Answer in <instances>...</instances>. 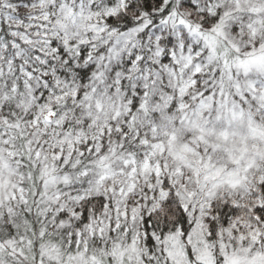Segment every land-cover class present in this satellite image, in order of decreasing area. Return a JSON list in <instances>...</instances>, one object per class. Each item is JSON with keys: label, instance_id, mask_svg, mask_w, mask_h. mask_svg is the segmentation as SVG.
I'll list each match as a JSON object with an SVG mask.
<instances>
[{"label": "snow or ice", "instance_id": "1", "mask_svg": "<svg viewBox=\"0 0 264 264\" xmlns=\"http://www.w3.org/2000/svg\"><path fill=\"white\" fill-rule=\"evenodd\" d=\"M0 264H264V0H0Z\"/></svg>", "mask_w": 264, "mask_h": 264}]
</instances>
